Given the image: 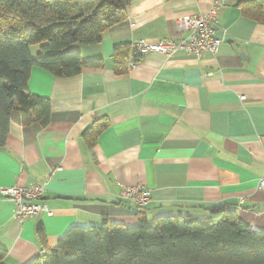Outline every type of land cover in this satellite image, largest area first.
<instances>
[{"label":"crops","instance_id":"crops-1","mask_svg":"<svg viewBox=\"0 0 264 264\" xmlns=\"http://www.w3.org/2000/svg\"><path fill=\"white\" fill-rule=\"evenodd\" d=\"M238 3L218 1L223 37L214 56L148 54L128 68L131 43L177 40L179 19L207 14L214 4L131 0L127 19L99 43L71 47L93 66L70 78L31 69L27 90L49 101V123H24L12 111L0 148V190L43 185L39 202L50 214L19 222L15 204L0 195L4 264L40 256L38 230L54 248L71 227L104 220L133 227L138 215L148 223L201 218L226 206L264 229V192L257 188L264 178V23L244 17ZM38 49L30 47L32 58ZM100 118L108 128L88 147L83 134ZM135 187L150 192L142 208L120 197Z\"/></svg>","mask_w":264,"mask_h":264},{"label":"trees","instance_id":"trees-1","mask_svg":"<svg viewBox=\"0 0 264 264\" xmlns=\"http://www.w3.org/2000/svg\"><path fill=\"white\" fill-rule=\"evenodd\" d=\"M131 0H0V148L5 145L12 111L24 123H49L50 103L31 95L27 82L38 67L59 78L81 73L94 62L71 50L93 45L127 19ZM242 15L264 23V0H239ZM38 46L35 58L30 47ZM127 72V66L117 69ZM95 120L83 136L88 147L108 128ZM127 227L104 220L99 227H71L48 248L38 230L41 255L27 264H264V229L241 222L226 206L198 218L160 217ZM5 251L0 249V264Z\"/></svg>","mask_w":264,"mask_h":264},{"label":"built area","instance_id":"built-area-1","mask_svg":"<svg viewBox=\"0 0 264 264\" xmlns=\"http://www.w3.org/2000/svg\"><path fill=\"white\" fill-rule=\"evenodd\" d=\"M219 0H214L207 14L184 17L177 21V31L182 37L177 40H166L158 43H147L138 40L129 45L128 68L136 66L148 54H159L171 57L178 52L189 55L209 53L216 55L222 41L215 38L218 26ZM258 190L264 192V178L257 184ZM43 185H30L26 188H7L0 190V195L15 204V219L19 222L30 219L41 213L50 214L49 209L39 201L43 194ZM121 199L131 200L142 208L150 198V192L140 187L126 188L121 191Z\"/></svg>","mask_w":264,"mask_h":264},{"label":"water","instance_id":"water-1","mask_svg":"<svg viewBox=\"0 0 264 264\" xmlns=\"http://www.w3.org/2000/svg\"><path fill=\"white\" fill-rule=\"evenodd\" d=\"M220 33L222 34V32H219V31H218V27H217V28H216L215 38H216L217 40H220V41H221V40H222V37H223V34L221 35ZM218 34H220V35L218 36Z\"/></svg>","mask_w":264,"mask_h":264}]
</instances>
